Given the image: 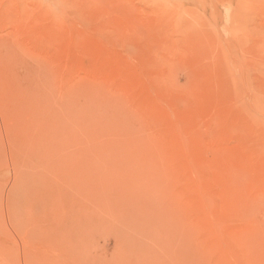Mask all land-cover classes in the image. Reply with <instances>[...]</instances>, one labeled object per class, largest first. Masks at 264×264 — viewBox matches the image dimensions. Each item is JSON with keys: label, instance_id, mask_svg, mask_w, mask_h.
Listing matches in <instances>:
<instances>
[{"label": "rangeland", "instance_id": "obj_1", "mask_svg": "<svg viewBox=\"0 0 264 264\" xmlns=\"http://www.w3.org/2000/svg\"><path fill=\"white\" fill-rule=\"evenodd\" d=\"M124 1L0 0V264H264V0Z\"/></svg>", "mask_w": 264, "mask_h": 264}, {"label": "bare ground", "instance_id": "obj_2", "mask_svg": "<svg viewBox=\"0 0 264 264\" xmlns=\"http://www.w3.org/2000/svg\"><path fill=\"white\" fill-rule=\"evenodd\" d=\"M93 1H95V0H93ZM96 1H98V0H96ZM124 1V0H123ZM125 2V1H124ZM129 3H128V5L127 6H123L124 5V3H123V7H119V5L118 4H116V8H118L117 9V11L119 12V15L121 16V20H122V23H123V25H125V24H127L126 23V21H127V19L129 18V20H130V16H134V12H135V5H134V3L131 1V0H129L128 1ZM127 4V3H126ZM116 8H115V10H116ZM112 10V9H111ZM114 11V10H113ZM116 11V12H117ZM117 16V15H116ZM115 16V17H116ZM117 18V17H116ZM131 19H133V18H131ZM113 22H115V21H113ZM121 22H118L117 23V25H119L118 26V28L120 29L122 26L120 25V24H122ZM121 26V27H120ZM130 28V27H129ZM131 29V28H130ZM129 29V30H130ZM118 30V29H117ZM136 29H134V31H135ZM131 31V30H130ZM133 33V32H132ZM136 33V32H135ZM134 34V33H133ZM133 42V41H132Z\"/></svg>", "mask_w": 264, "mask_h": 264}, {"label": "water", "instance_id": "obj_3", "mask_svg": "<svg viewBox=\"0 0 264 264\" xmlns=\"http://www.w3.org/2000/svg\"><path fill=\"white\" fill-rule=\"evenodd\" d=\"M44 2H49V3H51V4H53L54 2H53V0H43Z\"/></svg>", "mask_w": 264, "mask_h": 264}]
</instances>
